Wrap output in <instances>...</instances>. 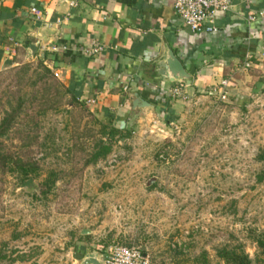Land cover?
Here are the masks:
<instances>
[{"label": "rangeland", "instance_id": "1", "mask_svg": "<svg viewBox=\"0 0 264 264\" xmlns=\"http://www.w3.org/2000/svg\"><path fill=\"white\" fill-rule=\"evenodd\" d=\"M42 72L36 60L0 70V122L15 114L0 152L38 164L36 189L0 164V264H76L113 244L142 247L151 264H226L222 247L261 264L264 96L232 117L194 100L165 133L144 123L89 162L115 126Z\"/></svg>", "mask_w": 264, "mask_h": 264}, {"label": "crops", "instance_id": "2", "mask_svg": "<svg viewBox=\"0 0 264 264\" xmlns=\"http://www.w3.org/2000/svg\"><path fill=\"white\" fill-rule=\"evenodd\" d=\"M231 5L216 14L217 30L193 33L173 0H0V70L42 61L67 97L94 98L87 108L99 120L131 133L150 122L165 133L163 121L174 124L187 110L183 105L199 99L212 109L221 103L218 114L232 117L264 96V0ZM167 48L184 64L189 82L157 74ZM179 83L181 97L169 95ZM134 93L151 107L133 109Z\"/></svg>", "mask_w": 264, "mask_h": 264}, {"label": "built area", "instance_id": "3", "mask_svg": "<svg viewBox=\"0 0 264 264\" xmlns=\"http://www.w3.org/2000/svg\"><path fill=\"white\" fill-rule=\"evenodd\" d=\"M176 14L181 18L188 29L193 33L213 32L217 30L214 24L216 14L225 12L231 8V0H173ZM261 14V13H260ZM254 20L255 16H248ZM99 48V47H95ZM221 86V99L225 98L227 82L223 81ZM184 84L179 83L169 88L168 93L175 98L183 94ZM84 105L90 106L95 103L94 98H77ZM104 264H151L147 254L140 247L126 245H110L101 254Z\"/></svg>", "mask_w": 264, "mask_h": 264}, {"label": "trees", "instance_id": "4", "mask_svg": "<svg viewBox=\"0 0 264 264\" xmlns=\"http://www.w3.org/2000/svg\"><path fill=\"white\" fill-rule=\"evenodd\" d=\"M38 65L41 66L43 70L42 73L38 74L40 78H44L52 74L51 70L46 67L42 61H39ZM65 92L68 91L66 90ZM71 100L76 101V98L72 97ZM14 117L15 114L13 116L12 114H8V116H5L2 119V121L0 122V135L4 134L5 130L9 127ZM129 130V127L123 129V131L116 127L111 128V130H109L108 132V140L102 139L96 143V150L91 155V159L89 160V162H95L99 158L105 157L111 150L112 137L118 134L120 138H126L128 137L127 135H129ZM0 164L6 166L9 171L16 172L23 181L28 178L37 176L38 164H36V161L34 159H30L27 161H21L19 159L13 160L11 157H6L0 152ZM263 178L264 168L259 173L258 180H262ZM50 183V181L46 182V184ZM254 239L257 248L259 249V252L262 256V260L260 263L264 264V233L254 235ZM217 256L226 264H254L249 255L241 247H222L217 250Z\"/></svg>", "mask_w": 264, "mask_h": 264}, {"label": "water", "instance_id": "5", "mask_svg": "<svg viewBox=\"0 0 264 264\" xmlns=\"http://www.w3.org/2000/svg\"><path fill=\"white\" fill-rule=\"evenodd\" d=\"M29 49L34 51L36 49V44L31 43L29 45ZM156 72L162 77L163 80H167L168 82H179L186 80L190 81V74L185 69L184 64L181 60L174 54V52L167 48L165 56L157 61L156 64ZM134 99L132 100V108H150L151 104L146 100L141 98L137 93L133 94ZM22 187L26 189H36V185L32 179L26 180ZM142 250V247H140ZM78 264H104L101 254L94 249L86 248L85 252L79 258Z\"/></svg>", "mask_w": 264, "mask_h": 264}]
</instances>
